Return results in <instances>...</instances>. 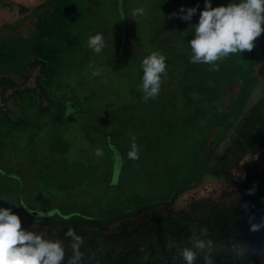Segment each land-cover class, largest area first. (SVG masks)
Instances as JSON below:
<instances>
[{
	"label": "trees",
	"instance_id": "trees-1",
	"mask_svg": "<svg viewBox=\"0 0 264 264\" xmlns=\"http://www.w3.org/2000/svg\"><path fill=\"white\" fill-rule=\"evenodd\" d=\"M181 1L177 0L176 7ZM166 4V8L172 7L170 0H167ZM109 6L104 0H45V4L36 8L34 14L40 12V17L28 30L31 32L41 28L48 37L47 44L40 50L42 55L40 59V56H34L32 47L29 49L24 44L29 36L21 35V30L16 34L24 38V41L18 40V47L21 49L16 53V57L24 56L28 63L22 62L16 67V77L0 79L2 85L5 82L10 83L4 85L0 93V98L5 103L4 108L0 109V140L7 135L10 124L24 130L26 124L31 129L33 121H38L40 125L35 127L29 137V144L34 148L33 152H36V147L40 144L37 142L39 133L50 122L46 123L42 117L34 118L40 115L55 117L61 114V118H55L53 121L59 123L61 131L64 130L63 127L70 121L66 114L67 107L64 105L67 103L60 108L58 103L50 100L46 83L51 81V78L63 82V86H59L63 95L74 90V87L68 86L64 79L74 70L72 63L76 54L75 48L81 47L82 44L84 47L88 46L87 41L85 44V41L81 40L83 30L90 31L89 25L94 19L97 20L96 16L103 15ZM113 7L118 10L120 6L116 3ZM132 10L128 9L125 17L119 15L120 22L116 24L117 32L114 34V42L118 47L116 56L121 50L123 38L126 42L128 37L142 42L139 17L144 15L132 17ZM163 12H166V9L161 11ZM100 21L103 22V16ZM92 30H97V23ZM94 34L95 31L91 35ZM12 38L7 43H10ZM145 43L147 44L146 40ZM255 43L257 51L253 56L243 60L230 56L217 61L218 67L214 69L206 63H195L188 65L182 74H178L179 69L170 66L167 85L175 91L176 96L173 100L179 101L180 96L187 98L189 109L183 112L199 119L185 118L173 131L169 130L163 119L152 120L148 122L150 124L140 122L153 131L138 135V141H143L147 148H144V145L140 147L139 158L134 161L149 159L155 165L153 167L157 173L152 175V178L158 194L149 193L151 196L149 197L145 193L150 188L146 184L149 179L139 178L136 174L141 172L145 165L134 163L132 159L122 164L125 176L123 183L132 184V181H135L137 185L134 190L141 191V196L131 199L130 193L119 196L123 197L119 199L123 202L120 209L115 208V202L119 201L115 200L113 211L108 208L107 213L102 215L76 213L61 216L54 213L52 218H44L29 201L30 198L34 200L35 196L23 197L18 194L16 197V189L11 186L2 196L11 211L18 214L21 227L40 233L46 239L59 241L61 245L64 239L67 242L71 241L70 237L65 236V232L72 229L81 237L79 249L85 254L88 264H184L180 255L181 249L191 248L197 232L206 227L207 237L201 238L206 242V247L202 250L192 248L196 252V264H203L202 258L205 255L213 256L216 264H264V164L260 159L252 158L262 151L261 146L264 145V140L259 136L264 130V91L259 95L256 84L253 86L251 83L257 81L256 74L259 71V77L264 82V38L257 37ZM104 52L109 55V51ZM38 64H41L38 79L40 93H36L32 86L23 85V75L29 76L30 70H39ZM97 70L98 67L95 66L90 75L96 74ZM42 71L46 74L45 81H41L44 80L41 78ZM14 86L16 88L14 96L7 95ZM233 87L243 89L237 100L233 99L235 96ZM254 90L259 98L254 99L252 103ZM43 96L51 103V107H42L40 101ZM15 101L19 104L15 105ZM87 102H91V99L88 98ZM53 107L55 113L51 114ZM151 108L153 112L166 111L164 103L161 102L146 105L143 111L149 112ZM119 110L130 111L128 107ZM139 110L136 108L127 115L142 114L140 107ZM175 110L181 112L180 107H175ZM17 111L25 114L16 119L14 112ZM30 111L35 112L34 116L26 114ZM81 111L87 118L93 119V112L87 111V108L86 111L81 108ZM97 113L104 115L105 112L99 109ZM207 116L212 117V120L207 121ZM4 131L5 134L2 136ZM175 132L193 139L192 163L188 165H181L179 162L165 164L160 158V152L169 147L166 142H169ZM229 138L234 142L231 150L235 148L241 154L247 151L252 154L251 158L243 163L242 180L233 172L232 165L236 163L234 156L230 161L223 155L215 164L218 153L216 150L221 148L227 151L230 145L228 144L226 148V140ZM56 142L57 138L54 144ZM108 149L112 151L109 145ZM43 154L44 150L37 151L35 161L31 152L28 158L40 164L39 159ZM118 173L119 170L113 165L110 170V184L118 177ZM167 173H175V176L167 178L165 177ZM207 175L212 176L219 184L228 183L226 192L214 197L195 198L182 210L165 214L168 206L176 205L180 195L199 188ZM141 181H144L143 185L139 183ZM150 190L153 192L154 189ZM98 203L96 202V205ZM30 211L32 213H29ZM48 211L51 209L39 212ZM31 223L48 226L55 235H47L41 229L32 227ZM213 224H216L218 233H215ZM252 225L258 227L254 230ZM208 241H211L210 245L207 244ZM66 246L72 247L68 244ZM253 251L255 253H252ZM67 261L70 259L64 254L61 264H67Z\"/></svg>",
	"mask_w": 264,
	"mask_h": 264
},
{
	"label": "rangeland",
	"instance_id": "rangeland-1",
	"mask_svg": "<svg viewBox=\"0 0 264 264\" xmlns=\"http://www.w3.org/2000/svg\"><path fill=\"white\" fill-rule=\"evenodd\" d=\"M215 1L217 0H212L213 7L216 6ZM166 2L167 0H104L106 5H110L109 8L105 9L103 15L96 16L97 20L94 19V22L89 25L88 29L90 31L83 30L81 37V40L85 41L86 44L88 37L94 31L102 33L105 40V46L102 51L95 54L92 49L88 46L84 47L83 44L81 47L75 48L76 54L72 63V69L74 70L64 79L68 86L74 87L70 94H62L59 86H63V82H59L58 79L51 78V81L46 83L50 100L58 103L60 108L64 103H67L64 105L67 107L66 114L67 118L70 117V121L63 127L64 130L61 131L59 123L53 121L55 118H61V114L60 116L57 114L56 116L58 117L50 115L34 117L37 119L42 117L46 123L50 121L48 126L39 133L37 139L40 144L36 147V152L44 150V154L39 159L40 164L32 162L28 158L32 152L34 160L36 161L37 159L36 152H33L34 148L29 144V137L40 123L33 121L31 129L26 124L24 130L17 125L10 124L7 135L0 140V196L5 194L7 192L6 189L11 186L16 189V197H18V194L23 197L28 195L35 196L34 200L30 198L29 201L32 207L37 208L40 216L44 218H52L54 213L61 216L76 213L102 215L107 213L108 208L113 211L112 207L115 200L123 199V197L119 196H124L128 193H130V199L141 196V191L134 190L137 185L135 181H132V184L123 183L125 176L122 166L123 162L129 161L127 152L130 150L133 137H135L138 152L143 145L144 148H147L143 141H138V135L147 133L145 129L139 126H126V123L129 122L126 119V117H129L127 115L128 112L147 103V100L143 99V93L139 88L142 77L141 60L152 51H160L166 58V65L173 68L177 67L179 69L178 74H182L188 65L195 64L190 62L189 59L191 52L188 40L191 39V29L188 27L190 23L194 24L197 22L199 10L204 7V0H182L178 7H176L177 0H170L172 7L168 8L167 12L161 13V11L166 9ZM116 3L120 6L118 10L113 7ZM220 3L221 5H226L229 0H221ZM182 5L185 7L198 6V11L193 15L191 21H185L179 18L178 15H174ZM137 7L145 9L144 16L139 17V30L142 34V42L135 41L129 37L126 42L125 38H123L121 50L119 55L116 56L118 47H116L114 42V34L117 32L116 24L120 22L119 15L125 17L128 9ZM35 10L36 7L30 10L18 6L17 9V5L9 0H0V23L18 16V19L7 24L6 27L2 26L0 28V79L16 77V67L22 62L24 64L28 63L24 56L16 57V53L21 49L18 47V40L22 39L24 41V38L16 36L15 31L21 30V35L26 34L24 37L29 36L24 44L29 49L32 47L34 56H40L41 59L40 50L47 44L46 39L48 37L41 28L31 32L28 30L29 26L36 24L34 21L40 17V12L34 14ZM102 16L103 22L100 21ZM96 23L97 30H92ZM25 26H27L26 29L24 28ZM12 34H15L16 37L12 38L10 43H7ZM260 36L264 38V32ZM255 46L257 44L254 42L253 49L235 53L232 56L239 60L253 56L257 49ZM104 51H109V55ZM28 54L31 55L30 51H28ZM38 65L39 70H30L29 76L23 75V85L32 86L36 93H40L38 79L40 77L41 64ZM95 66L98 67V70L96 74L91 76L90 73ZM41 78L44 79L41 81H45L46 74L43 71ZM9 84L7 82L3 85L1 84L0 93L4 85ZM255 84L256 88L259 89V84L254 83L253 86ZM242 90L233 87L234 100L240 97ZM15 91L16 88L14 86L7 92V95L11 94L13 97ZM165 97L166 95L159 92L154 99L162 101ZM88 98L91 99V102H87ZM258 98V94L255 93L251 98V102L253 103V100ZM14 103L15 105L19 104L18 101ZM40 103L43 108L51 107V103L44 96ZM4 106L5 103L0 98V109L4 108ZM127 107L130 111L119 110ZM54 108L51 114L55 113ZM81 108L85 110L87 108V111L93 112V119L87 118L86 115L82 114ZM99 109L105 112L104 115L97 113ZM180 109V113L188 116L187 113L183 112L189 109L187 102L181 104ZM112 111H115V113ZM33 113L35 112L30 111L26 114L34 116ZM14 114L15 118L19 119L25 113L17 111ZM95 117L98 118V121H96ZM143 117L145 122L160 120V117L156 114ZM115 118L119 119L112 120ZM101 120L103 121L102 123ZM211 120L212 117L207 116V121ZM111 121L113 125L106 127L105 124H109ZM133 121H136V118ZM118 133H120V137H118ZM4 134L5 131L2 132V136ZM182 134L175 132L169 142H166L169 147L164 148L160 152V158L165 164H176L179 162L181 165H188L192 163L191 143L193 139L188 135ZM261 134L264 135V130L261 131ZM56 138L57 142L54 144ZM151 144L152 142H150ZM108 145L112 151H109ZM51 148L52 151H50ZM226 148H228V143H226ZM97 149H101L103 154L96 155ZM261 149L263 150L252 158L260 159L263 162L262 164H264V146ZM223 155H226L230 161L233 156L236 158V163L232 165V169L242 180L243 160L248 161L251 158L250 156H252L251 152L247 151V153L241 154L235 148L227 152L219 151L215 164ZM132 161L145 165L141 172H136L139 178L149 179L146 184L150 188L145 193L149 197H151L149 193L158 194L152 178V175L157 173L153 167L155 165L149 159ZM113 165L119 170V173L114 182L110 184V170ZM174 176L175 173H167L165 175L167 178ZM20 180L23 182H20ZM139 183L143 185L144 181ZM227 186L228 183L219 184L212 176L207 175L199 188L180 195L176 205L168 206V211H165V214L174 210H182V208L187 206V203L195 200V198L214 197L217 194H223L226 192ZM150 189H154L153 192ZM96 202L99 203L96 205ZM115 203L117 210L123 204L122 200ZM0 206L10 208L3 198H0ZM163 207L165 206L163 205ZM44 209H51V211L48 213L39 212ZM31 226L38 230L41 229L47 235H55L48 226L33 223H31Z\"/></svg>",
	"mask_w": 264,
	"mask_h": 264
},
{
	"label": "clouds",
	"instance_id": "clouds-1",
	"mask_svg": "<svg viewBox=\"0 0 264 264\" xmlns=\"http://www.w3.org/2000/svg\"><path fill=\"white\" fill-rule=\"evenodd\" d=\"M43 2L45 4V0ZM220 2L221 0L215 1L216 6L213 7L212 0H204V7L199 10L197 22L190 23L188 27L191 29V39L188 40L191 52L190 62L206 63L213 69L218 67L215 62L230 57L232 54L253 49L255 39L264 32V27H262L264 25V0H229L226 5H221ZM197 11L198 6L185 7L182 5L174 15H178L185 21H191ZM144 14L145 9L143 7H137L131 12L132 17L143 16ZM87 44L94 52L100 53L105 46L103 34L97 32L90 35ZM165 60L164 54L160 51H152L141 60L142 77L139 88L147 103L140 107L142 114L133 113L126 117L129 120L126 126H139L143 127L146 132L153 131V129L141 125L140 122L150 124L143 121L145 119L143 116L156 114L160 120H164V124L169 127V130L173 131L185 118L194 116L190 113H187L188 116H186L179 110H175V107L179 108L181 104L188 103V100L184 96H180L179 101L173 100L176 96L175 91L167 85L171 68L166 65ZM259 74L260 71L256 74L257 81H251V83L252 85L254 83L259 84L258 93L261 95L264 91V82L261 81ZM159 92L166 95L162 101L154 99ZM158 102L164 103L166 111L153 112L151 108V111L143 113V108L146 105L157 104ZM83 110L86 111L84 108ZM134 118L136 121H133ZM193 118L199 119V117ZM116 119L119 118L112 120ZM112 125V121L105 124L106 127ZM259 136L264 140L263 134ZM132 139L133 142L127 156L129 159L135 160L139 158V152L135 137ZM226 143L230 145L227 151L231 150L234 142L229 138ZM225 150L218 148L216 152ZM216 152L214 151V155ZM102 154L101 149L96 150V155ZM245 162L247 161L243 160V163ZM0 198L4 197L0 196ZM213 226L215 233H218L216 224ZM257 227L258 225H252L254 230ZM206 230L208 228L204 227L197 232L192 240L191 248L181 249L180 255L184 264H196V252L192 248L202 250L206 247V242L201 239L202 236L207 237ZM65 236L70 237L71 241L67 242L64 239L61 245L59 241L46 239L40 233L25 230L21 227L18 214L12 212L10 208L0 206V264H61L64 254L70 259L67 264H88L85 254L79 249L82 242L81 237L72 229L66 230ZM67 244L72 247H67ZM207 244L210 245L211 241H208ZM202 262L203 264H216L215 258L211 255H205Z\"/></svg>",
	"mask_w": 264,
	"mask_h": 264
},
{
	"label": "crops",
	"instance_id": "crops-1",
	"mask_svg": "<svg viewBox=\"0 0 264 264\" xmlns=\"http://www.w3.org/2000/svg\"><path fill=\"white\" fill-rule=\"evenodd\" d=\"M10 2H12L13 4L17 5V9L18 6L24 9H30L32 10L33 8H38V6H41L44 4L43 0H9ZM39 3V4H38ZM1 15V13H0ZM18 19V16H16L15 18H10L7 21H3L0 23V28L6 27L7 24L13 22L14 20ZM15 33L17 34V31H15ZM12 37L15 38V34H12Z\"/></svg>",
	"mask_w": 264,
	"mask_h": 264
},
{
	"label": "bare ground",
	"instance_id": "bare-ground-1",
	"mask_svg": "<svg viewBox=\"0 0 264 264\" xmlns=\"http://www.w3.org/2000/svg\"><path fill=\"white\" fill-rule=\"evenodd\" d=\"M261 156H262V155H261ZM262 159H263V158H262ZM30 212H31V211H30ZM30 212H29V213H30ZM48 212H49V211H48ZM31 213H32V212H31ZM34 213H35V212H34ZM46 217H47V216H46ZM83 217H84V216H83Z\"/></svg>",
	"mask_w": 264,
	"mask_h": 264
}]
</instances>
